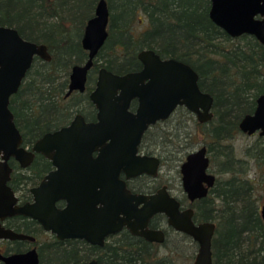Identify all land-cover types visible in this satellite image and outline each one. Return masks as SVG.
<instances>
[{
	"label": "water",
	"instance_id": "1",
	"mask_svg": "<svg viewBox=\"0 0 264 264\" xmlns=\"http://www.w3.org/2000/svg\"><path fill=\"white\" fill-rule=\"evenodd\" d=\"M108 15L107 1L98 0L82 37V46L89 51L88 60L72 67L69 92L85 89L92 59L107 37ZM208 15L231 37L249 34L264 45V0H210ZM35 56L50 59L44 43L22 37L14 27L0 25V155L5 159L14 156L21 160L30 154L20 146L22 138L12 119L9 98L18 90ZM138 58L144 66L137 72L116 74L104 67L99 69L89 95L97 108L95 122H85L76 115L69 125L47 132L35 142L32 149L51 155L58 167L40 183L35 203L15 205L16 198L6 184L8 170L1 172L4 163L0 162V219L21 213L37 219L58 238L86 237L97 244L126 225L133 233L160 242L164 232L149 229L147 224L155 213H163L170 227L197 243L192 264H213L215 222H195L193 209L181 208L165 187L149 195L132 194L119 178L122 170L126 177L156 174L158 157L140 155L137 147L145 129L166 119L177 105L185 106L199 122L212 116L213 96L201 90L198 74L189 64L173 58L161 60L152 50L141 51ZM133 98L138 99V106L131 112L128 108ZM238 128L249 134L260 129L264 136V93L256 98L254 111L241 118ZM94 150L98 151L96 158L91 157ZM207 168L205 146L189 153L182 162V185L190 201L206 196L213 185L215 177ZM61 198L67 204L58 209L55 201ZM0 238L34 240L1 225ZM0 260L4 264H37L38 255L31 248L22 253L0 254ZM67 264L98 263L92 260Z\"/></svg>",
	"mask_w": 264,
	"mask_h": 264
},
{
	"label": "trees",
	"instance_id": "2",
	"mask_svg": "<svg viewBox=\"0 0 264 264\" xmlns=\"http://www.w3.org/2000/svg\"><path fill=\"white\" fill-rule=\"evenodd\" d=\"M95 1L0 0V24L15 27L28 40L46 44L52 53L51 61L34 57L22 88L32 87L35 92L18 98L20 120L17 122L28 138L39 137L49 127V122L32 116L31 105L34 103L31 96L36 95L38 115L57 104L51 99L50 88L61 91L66 85L70 65L83 59L78 42L80 25L91 15ZM107 1L112 18L123 15L121 19L127 18L124 24L130 25L141 11L149 25L148 30L134 34L125 28L117 33L112 23L107 48L118 40L131 51L130 55L145 43L155 47L160 54L175 57L193 67L199 74V87L214 97V116L207 123H200L183 108L179 109L189 123L179 127L180 131L190 125L193 128L181 134H175L173 130L167 132L166 150L160 154L163 163L177 166L187 151L202 140L215 146L212 153L215 161L224 157L222 166L216 171L219 176L225 173L230 176L219 177L217 188L194 205L198 220H212L216 224L211 244L213 264H264V221L259 217L255 203L260 194L254 190L252 181L241 180L238 158L232 146L225 144L227 138L240 132V118L253 110L256 97L264 91V45L249 34L231 37L214 24L208 15L209 0H121L117 13L112 0ZM73 21L79 26L70 31L72 37L69 38L66 25ZM164 33L167 37H163ZM114 35L119 38L111 41ZM52 73L59 81L53 86L50 85ZM17 97L18 94L14 99ZM193 134L199 135L201 140L195 141ZM160 141L159 138L156 148ZM211 210H215L214 213ZM181 236L182 242L194 243L186 234L181 233ZM52 249L55 254L52 264L58 260L62 264L81 258L76 250L67 251L56 245ZM170 251L164 255L155 251L149 253L145 264H179L171 258ZM106 259L105 264L114 263L110 257ZM136 260L134 264L143 261L140 257Z\"/></svg>",
	"mask_w": 264,
	"mask_h": 264
},
{
	"label": "flooded vegetation",
	"instance_id": "3",
	"mask_svg": "<svg viewBox=\"0 0 264 264\" xmlns=\"http://www.w3.org/2000/svg\"><path fill=\"white\" fill-rule=\"evenodd\" d=\"M97 1L98 0L95 1L91 15L80 25L81 35L79 37L78 42L83 51V55H84L83 59L79 62H73L70 65L69 73L67 74L66 85L61 91L53 87L50 88L51 99L56 100L57 104L54 105L51 110H44L43 113L38 115V109L36 105L37 103L36 95L33 94L31 96L32 102L34 103L31 105L32 116L35 119L41 118L49 122L48 124L49 127L39 137L35 139H33L32 137L30 138L26 137L18 124L19 122L18 120H20L19 119L20 116L18 114V110H19L18 98L21 96H27V94L29 93L31 95L33 92H35L33 91L32 87H30L29 89L22 88L26 75L22 80L18 90L15 93H13L9 98V108L13 114L12 119L16 127L18 128L22 138L20 146L23 147L26 152L28 153L30 152L29 155L24 156L21 160L15 158L14 156H9L7 159H5L0 155V162L4 163L3 165L4 167H2L1 165V172H3L4 170H8V179L6 181V184L11 188L16 198L15 201L16 206H23L27 203H31V204L35 203L36 197L38 196L37 188L39 187L40 183L45 179V177L49 173L58 170V167L57 165H55L51 155L47 156L41 152H36L32 149L35 142L38 139H40L45 133L53 132L63 126L69 125L76 115L82 116L85 122H95L97 120V108L95 104L90 100L89 95L94 88L100 68L104 67L107 70L116 74H126L130 72L140 71L144 65L142 61L138 58V54L143 50H152L153 52H155V54L159 56L161 60L173 58L182 61L175 57L164 56L160 54L155 47H151L146 43L143 46L139 47L137 50H135L133 52V55H130L128 53L131 51L128 49L126 50L124 46L119 43L118 40L119 36L117 35L111 37V41H116L117 39L118 42L117 41L114 42L113 44L110 45V47L107 48L106 44L108 39L110 38V26L112 25V23L114 24V27L116 29L115 32L118 33L122 31L123 28L131 31L132 21L130 22V25H127L124 24L127 18L124 20L121 19L123 15H117L115 19L112 18V13L110 12L109 4L108 1L106 0L109 9L108 22L106 26L107 37L105 38L102 46L98 49L97 53L92 59V65L87 71L85 89L83 91L72 90L69 92L68 88H69L70 73L72 67L77 64L82 65L88 60L89 51L82 46V37L87 21L94 16ZM78 26L79 24L74 21L73 24L68 22L66 25L67 37L69 38L72 37L70 35L71 34L70 31ZM148 28H149L148 21H146V28L141 31L143 32L145 30H148ZM67 41L71 42L70 40ZM47 51L50 55V59L45 61H51L52 53L49 52L48 47H47ZM107 62H110L109 67L107 66ZM50 77L53 80L50 84L51 86L56 85V83L57 84L59 83V81L56 80L57 79L56 74L52 73L50 74ZM198 82H199V74H198ZM89 83L92 84L89 85ZM262 93H264V91ZM262 93H260L259 95H261ZM17 94L18 97L14 99V96H16ZM137 106H138V99L133 98L129 103L128 109L131 112H134L136 111ZM255 106H256V99L253 110L248 113H252L255 109ZM14 108L16 110H14ZM180 108H183L187 112V114H189V116L197 120L196 115L191 111H189L185 106L177 105L166 119L158 120L155 123L149 125L147 129H145V131L143 132L140 143L138 144L137 147L138 154L158 157L160 163L156 174L153 175L148 173H141L136 176L126 177V173L122 170L119 173V178L120 180L124 181L125 188L132 194L149 195L157 192L162 187H165L168 193L180 202L181 208L191 207L193 209L194 211L193 219L195 222H199L200 220H198L197 218L194 205L199 200L207 197L214 188H217L219 182V177H218L219 174L217 173L216 169H219L222 166V160L224 157H220L219 160L215 161L212 155V153H214L215 151L214 149L215 146L208 144L207 141L204 142L202 141L196 143L198 145H194L195 148L193 147L189 149L186 155L184 156V158L179 162L177 166H173V165L170 166V164L167 162L163 163L160 154L161 153L163 154L166 150V145H165L166 133L173 130V133L181 134L179 127L188 125V123L185 121V118L181 115V113L183 112L179 110ZM211 112H212L211 118L208 119L207 121L200 123H207L213 118L214 97H213ZM240 132L241 135H243L244 137L252 138L251 142L248 145L244 146L242 150L243 151L242 156L238 157L241 180L252 181L255 187L254 190H257V188H259L260 191L261 190L263 191V194H260L258 196L255 203L257 206V213L259 217L264 221V218L262 216V207L264 205V136L260 134V129H257L250 134L242 130ZM159 138L161 141L159 146L156 148L155 144ZM227 140L229 139L227 138ZM225 144L227 145V143ZM202 146L206 147V156L208 157V168L206 171L214 175L215 177L214 183L212 186L208 188V192L206 196L195 199L194 201H190L187 198V195L183 189L182 173L180 171V166L189 153L197 150ZM167 154L169 155L170 158L172 157L170 153L167 152ZM97 155H98L97 150H94L91 153V157L93 158H96ZM168 161H170V159ZM164 166L176 169V177H174L175 179L174 178L173 180H171L170 178L167 180L161 179L162 176L160 174V171ZM251 170L253 171V175L250 174V172H252ZM176 188H178L180 194H182L183 196L182 198L180 195H176L174 193ZM66 204L67 201L63 198L57 199L55 201V206L58 209L64 208ZM211 211L214 213L215 210L214 211L211 210ZM207 221H212V220H207ZM0 225L5 229H10L17 233L30 235L34 238L33 241L26 239L12 240V239L0 238V254L11 255L15 253L26 252L31 248H35L38 255L37 264H52V260L55 255L52 249L53 245L59 246L61 248L63 247L67 251L76 250L81 256L79 260L64 261L62 262V264H67L70 262L88 263L92 260L96 261L98 264H105L107 263V259H106L107 257H110L111 261H114V263L110 262L111 264H134V262L137 261L136 259L139 257L142 258L143 260L141 264H145L148 263L149 253L155 251L160 255L161 247L168 246L167 244L169 242V237L171 236V234H174L175 236L176 235L181 236L182 233L174 230L172 227H170L167 224L166 216L163 213H155L149 219L147 224V228L149 229H159L164 232V239L163 241L160 242L149 241L142 235L133 233L126 225H123L119 230H117L114 233L107 234L103 238L102 244L91 243L87 241L86 237L58 238L57 235L53 233L51 230H45L42 224L37 219L21 213H13L11 215H6L2 219H0ZM193 242L196 243L195 241ZM106 252L107 254H105ZM129 262H133V263H129ZM58 263L60 264L61 261L58 260L54 264H58ZM0 264H4V262L0 260Z\"/></svg>",
	"mask_w": 264,
	"mask_h": 264
},
{
	"label": "rangeland",
	"instance_id": "4",
	"mask_svg": "<svg viewBox=\"0 0 264 264\" xmlns=\"http://www.w3.org/2000/svg\"><path fill=\"white\" fill-rule=\"evenodd\" d=\"M120 2H121V0H112V5L114 6L116 13H117V11H120V6H119ZM51 20H53V19H51ZM141 20H142V22H141ZM146 21H147L146 16L141 11L138 12L136 14L135 18L133 19V21L131 22V28H132L133 32L137 33V32H140L141 30L145 29L146 28ZM163 37H167V33H164ZM91 84L92 83H89V85H91ZM188 125H189V123H188ZM190 126L191 127H189V128H193L192 125H190ZM189 128H182V130L180 132L184 133L185 131H188ZM193 136H194L195 141L201 140V137L199 135L195 136V134H193ZM251 140H252V138L244 137L243 135H241V132H239V133L235 134L234 137H232L231 139H229L225 142L232 146L233 153L236 156V158H238V157L242 156V154H243L242 150H243L244 146L248 145L251 142ZM200 142H202V140ZM196 145H198V144H196ZM160 174L162 176L161 179H163V180L164 179L167 180L169 178L171 180H173V178L176 177V169L164 166L162 168V170L160 171ZM250 174L253 175V171L250 172ZM228 176H230L228 173L222 174L221 176L218 175V177H220V178H225ZM176 185H178V184H176ZM176 185H174V186H176ZM256 192H257V194H263V191L262 190L260 191L259 188H257ZM174 193L176 195H180L181 198L183 197L182 194H180V191L178 190V188H176ZM174 236H175L174 234H171V236L169 237V242L167 244L168 245L167 247H161V251H160L161 254L160 255H164L165 253L168 254L167 252L169 250H172L169 252V254L173 260H176V263L192 264L194 257H195V254H196V251H197V246H195L194 243H192L191 241H188V240H184L182 242L183 239H182V236H180V235H176L175 237Z\"/></svg>",
	"mask_w": 264,
	"mask_h": 264
}]
</instances>
